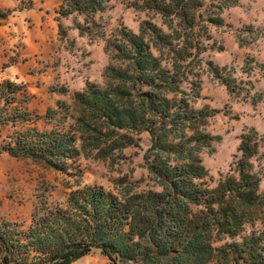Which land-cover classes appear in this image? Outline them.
<instances>
[{
    "label": "trees",
    "instance_id": "obj_1",
    "mask_svg": "<svg viewBox=\"0 0 264 264\" xmlns=\"http://www.w3.org/2000/svg\"><path fill=\"white\" fill-rule=\"evenodd\" d=\"M108 3L62 0L56 13L65 19L80 16L75 28L84 37L98 34L97 16ZM237 5L238 0H146L143 9L159 15L166 30L145 21L138 34L124 28L107 40L106 50L117 62L106 69L107 87L91 85L78 99L114 129L118 148L134 143L124 132L150 135L146 168L161 191L115 195L94 186L71 192L61 203L38 197L29 224L0 221L3 264H73L95 250L110 264H207L216 258L223 264H264V232L212 246L215 233L238 236L250 220L248 212L264 206L250 162L258 154L253 136H243L239 146L238 179L221 181L214 190L199 183L206 176L200 153L220 137L204 130L215 110L192 106L201 85L189 79V71L204 49L196 28L203 9L208 23L221 26L222 13ZM30 8L0 11V19ZM59 28L65 37L60 22ZM245 66L251 71L254 65L245 61ZM211 73L229 92L243 91L230 69L215 67ZM28 103L23 86L0 83V124L30 121ZM13 143L8 151L14 157L52 161L75 154L69 134L25 130Z\"/></svg>",
    "mask_w": 264,
    "mask_h": 264
},
{
    "label": "rangeland",
    "instance_id": "obj_2",
    "mask_svg": "<svg viewBox=\"0 0 264 264\" xmlns=\"http://www.w3.org/2000/svg\"><path fill=\"white\" fill-rule=\"evenodd\" d=\"M146 0H109L107 10L97 16L98 34L81 37L75 28L82 18L73 15L59 18L62 0H0V11H15L0 19V83L10 81L23 86L29 98L30 121L16 125L0 124V221L27 225L38 197L61 203L76 190L102 187L117 195L159 192L161 188L149 175L145 157L151 146L147 132L128 133L134 143L118 148L114 129L108 128L98 114L83 105L78 96L88 87L106 88V69L117 65L112 51L106 50L108 39L122 29L138 34L140 26L150 21L166 30L161 17L143 9ZM196 28L204 49L200 61L194 62L189 79L200 82V96L193 108L215 110L205 132L219 140L200 153L206 176L199 181L209 190L221 181L238 179L236 164L242 157L239 146L245 135L253 136L258 154L250 159L252 173L259 178L258 194L264 192V0H238L225 10L223 25L207 22L208 11ZM59 19V21L57 20ZM59 22L66 32L59 35ZM245 61L254 65L249 71ZM228 68L243 91L233 94L213 77L214 68ZM182 88L190 90L189 84ZM256 101H258L256 103ZM11 110V109H9ZM33 130L69 134L75 138L71 158L35 160L14 157L13 138L19 132ZM253 140V141H254ZM252 144V142H251ZM238 236L214 234L212 246L241 243L252 233L264 232V206L250 210ZM0 264L2 255L0 253ZM73 264H110L98 250ZM207 264H223L219 258Z\"/></svg>",
    "mask_w": 264,
    "mask_h": 264
}]
</instances>
